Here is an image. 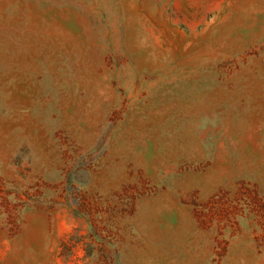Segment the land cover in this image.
<instances>
[{
    "label": "rangeland",
    "instance_id": "rangeland-1",
    "mask_svg": "<svg viewBox=\"0 0 264 264\" xmlns=\"http://www.w3.org/2000/svg\"><path fill=\"white\" fill-rule=\"evenodd\" d=\"M0 264H264V0H0Z\"/></svg>",
    "mask_w": 264,
    "mask_h": 264
}]
</instances>
